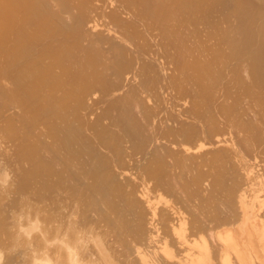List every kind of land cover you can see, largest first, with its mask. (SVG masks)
Masks as SVG:
<instances>
[{"label":"bare ground","instance_id":"bare-ground-1","mask_svg":"<svg viewBox=\"0 0 264 264\" xmlns=\"http://www.w3.org/2000/svg\"><path fill=\"white\" fill-rule=\"evenodd\" d=\"M112 1L101 15L100 0H0V172L14 185L0 248L30 206L50 239L91 229L88 264H264V178L247 160L264 163V0ZM105 17L113 37L93 32ZM155 29L188 123L158 117L164 70L142 61Z\"/></svg>","mask_w":264,"mask_h":264},{"label":"clouds","instance_id":"clouds-1","mask_svg":"<svg viewBox=\"0 0 264 264\" xmlns=\"http://www.w3.org/2000/svg\"><path fill=\"white\" fill-rule=\"evenodd\" d=\"M0 176L5 178L0 182V191L14 187L10 171H2ZM31 213L30 206L21 207L19 212L13 213L11 231L15 232L14 241L10 247L0 248V256L19 253L24 264H88L84 254L89 245L95 243L91 229L76 231L75 240L70 239L71 228L62 235L57 231L50 239L40 213L35 216ZM36 237L40 238L43 247L34 246Z\"/></svg>","mask_w":264,"mask_h":264},{"label":"rangeland","instance_id":"rangeland-1","mask_svg":"<svg viewBox=\"0 0 264 264\" xmlns=\"http://www.w3.org/2000/svg\"><path fill=\"white\" fill-rule=\"evenodd\" d=\"M101 2H98V4L96 3V5H97V7H99L98 8V10L96 11L97 13H99V14H105V15H107V13H109L111 10H113V8L115 7V4H114V1H112V0H100ZM113 3H112V2ZM112 4H111V3ZM262 4V3H261ZM117 6V5H116ZM254 6H255V4H254ZM101 12V13H100ZM104 15V16H105ZM123 16L121 17V19L122 20H128V17H126L125 16V14H122ZM108 20V18H100L99 19V21H98V26L96 27L97 29H95L94 28V30H96V31H93V30H90V27H88L89 28V30L90 31H93V32H98V31H100L103 35H105V36H108V37H113V36H115L117 33H111V32H115L114 30H112L111 29V25H110V23H109V20ZM109 25V26H108ZM111 26V27H110ZM110 27V28H109ZM91 29H93V28H91ZM110 29V30H109ZM140 30V29H139ZM142 30V29H141ZM108 31H109V33H108ZM150 32V31H149ZM111 33V35H109ZM152 33V34H151ZM151 33H149L150 34V36L148 35V41H149V45H151V47H150V51H149V56L148 55H145L144 56V58H142V61H143V63L145 62V63H147V62H153V63H155L156 65H159V67L161 66V68H162V70H164V71H162V72H160V69L158 70V68L157 69H155L154 68V70L156 71L155 72V74H154V78L158 81V84H157V95L160 97V99H165V101L163 100V103H162V100H161V103L163 104H160L159 105V109L158 110H160L161 112L159 113V118H162V120H164V118L166 119V116H169L170 118H174V119H170V121H172L173 123H171L169 120L167 121V126H172V124H174L175 125V123L176 122H174V121H176L177 119V121L179 122V121H186L187 123L188 122H190V120H189V117H188V113H187V110L189 109V106H191L190 104H191V99L189 98L190 96H188V94L185 96V94L186 93H184V96L181 94V97H180V94H179V90L177 89V83H175L174 82V64L173 63H175L174 61H172V60H175L174 58L172 59V57H170V59L169 58H167V57H169L167 54H166V56H163L164 54H165V52L163 51V47L161 46V44H162V40L160 41L159 40V38L160 39H162L161 38V34H160V32L158 31V30H151ZM113 35V36H112ZM152 37V38H151ZM115 40L117 39V38H114ZM160 44H159V43ZM154 44V45H153ZM160 47H159V46ZM163 51V52H162ZM159 52V53H158ZM164 53V54H163ZM161 54V55H160ZM159 55V56H158ZM160 56H163V57H160ZM140 58V59H141ZM151 58V59H150ZM146 60V61H145ZM166 60V61H165ZM238 64V65H237ZM236 65L240 68V66H239V63H236ZM235 65V66H236ZM163 66V67H162ZM165 67V68H164ZM234 67V66H233ZM234 69H235V67H234ZM241 69H239V71H240ZM244 70V69H243ZM172 71H173V74H172ZM239 71H237L238 73H239ZM242 71V70H241ZM240 71V72H241ZM238 73H237V75H238ZM240 74H242V72L240 73ZM239 74V76L238 77H240V79H242V76H243V79H245L244 78V75L242 74V75H240ZM169 75V76H168ZM173 75V76H172ZM159 76V77H158ZM130 77V76H129ZM128 77V78H129ZM128 78H126V79H124L125 81L127 80L128 81ZM225 80H229V77H226L225 76ZM160 79V80H159ZM172 79V80H171ZM243 79H242V82H243V84L245 83V82H247V80L245 79V82L243 81ZM132 80V79H131ZM130 80V78H129V82H133V81H131ZM134 80V79H133ZM136 80V79H135ZM134 80V83H132V84H134V85H136L137 84V80L135 81ZM123 82V84H127V85H132V84H128V82ZM241 81V80H240ZM134 85H132V86H134ZM161 86V87H160ZM176 86V87H175ZM129 87V86H128ZM159 88H160V90H159ZM174 88V89H173ZM164 89V90H163ZM176 89H177V91H176ZM182 91H180V93H181ZM178 93V94H177ZM115 94V93H114ZM119 94V95H118ZM121 92L120 93H116V95H114V97L113 98H117V97H120L121 95ZM98 95V93H96L94 96H92V97H95V96H97ZM92 97H90L91 99H95V98H92ZM184 97V98H183ZM169 98V99H168ZM108 99H111L110 97H106V99L104 98L102 101H104V103H105V100H106V102L108 101ZM174 99V100H173ZM181 100V101H180ZM170 101V102H169ZM173 102V103H172ZM88 104L90 103V100L87 102ZM149 104H151V103H149ZM188 104V105H187ZM188 108V109H187ZM178 110V111H177ZM186 111L185 113H187V119L185 118V116L183 117V115H184V113H183V111ZM190 110V109H189ZM188 110V111H189ZM97 111V110H96ZM96 111H94V113H92L91 115H93L94 117H95V115L94 114H98V112H100L99 110H98V112H96ZM182 111V113H180ZM182 115V117L180 116V114ZM179 114V115H178ZM90 115V114H89ZM179 117H178V116ZM3 116H6V114H4ZM90 118H88V119H90V120H93L92 119V117L91 116H89ZM164 117V118H163ZM186 122H185V124H186ZM184 123V122H183ZM173 125V126H174ZM230 138H231V141H230ZM234 138V135H229L228 136V134L226 133V134H223L222 136L221 135H218L217 137L215 136L214 138H213V140H212V138H211V142H213V143H211V146L210 147H220V148H223L222 146H225V145H229V142L230 143H234V141L233 140H235V139H233ZM1 140H3V139H1ZM1 140H0V142H1ZM216 140V141H215ZM221 140H223V141H221ZM228 140V141H227ZM225 141V142H224ZM162 143H164V141L162 142ZM225 143V144H224ZM1 145V147L2 148H4V143H0ZM3 144V145H2ZM170 147H173V146H171L170 145ZM207 147L209 148V146L207 145ZM207 147H205V149L204 150H206V149H208ZM2 148H0V152H1V150H2ZM174 149H175V147H174ZM176 150V149H175ZM190 152L192 153L193 151H191L190 150ZM189 151L187 152V153H190ZM194 153V152H193ZM249 158H250V160H249ZM0 159H2L1 157H0ZM258 159V160H257ZM247 160H248V164H252L251 166H253L252 167V169H254V171H252V174H256L257 175V173L259 174V175H257V176H259L260 177V175H261V178H264V163H262V161H261V159H259V158H255V160L256 161H254V158H252L251 159V157H248L247 158ZM256 164V165H255ZM262 173V174H261ZM252 174H251V176H252ZM12 175V174H11ZM254 176V175H253ZM260 178V179H261ZM258 181V180H257ZM256 181V182H257ZM262 181H264V179H262ZM254 188V187H253ZM255 189H257L256 187H255ZM259 196H260V198H262V197H264V194H259ZM150 197H152L151 196V194H150ZM262 199H264V198H262ZM163 208L162 206H159V208ZM262 213H264V211H261V213L260 214H262ZM168 240H169V242H171V243H173L174 244V242L173 241H175L174 239H169L168 238ZM167 240V241H168ZM176 247V246H175ZM177 248V247H176Z\"/></svg>","mask_w":264,"mask_h":264}]
</instances>
